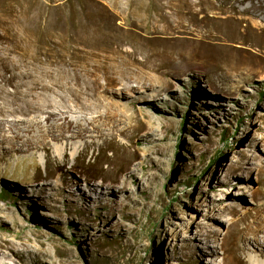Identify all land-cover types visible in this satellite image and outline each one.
Listing matches in <instances>:
<instances>
[{"label": "rangeland", "instance_id": "obj_1", "mask_svg": "<svg viewBox=\"0 0 264 264\" xmlns=\"http://www.w3.org/2000/svg\"><path fill=\"white\" fill-rule=\"evenodd\" d=\"M106 10L79 12V0H0V56L8 66L0 87L48 85L34 98L47 105L4 116L1 134L14 118L33 137L44 133L49 147L0 158V249L17 250L7 262L222 264L226 253L230 264H264L256 248L264 238V58L256 54L263 45L246 39L216 48L195 42V32L164 38L154 10ZM126 53L129 68L112 71L118 80L97 102L85 88L94 77L104 84L105 75L89 70L114 67ZM213 53L226 60L223 72L205 64ZM30 99L2 95L0 105L24 108ZM49 111L87 131L67 138L64 129L59 151L63 139L45 130L61 127L45 121ZM8 146L0 144V156Z\"/></svg>", "mask_w": 264, "mask_h": 264}, {"label": "bare ground", "instance_id": "obj_2", "mask_svg": "<svg viewBox=\"0 0 264 264\" xmlns=\"http://www.w3.org/2000/svg\"><path fill=\"white\" fill-rule=\"evenodd\" d=\"M245 0H217V2H211L210 0H148V4L144 3V0H125L124 5H121L119 0H111L108 6L101 4L99 0H79V12L84 13H95V12H105L108 10L112 11H123L122 9H136L142 8L144 10H154L158 15V27L160 33L164 38H174L176 36H181L185 34H192L195 32L194 40L197 43H207L212 47H227L230 45V42L236 40H246L253 39L250 41L260 42L263 45V48L257 49V55L263 56L262 51L264 50V38L260 40L257 36V32H261L264 29V0H248L249 5L244 6L243 8H238L235 3H243ZM50 8H56L55 5H49ZM218 9L222 14H211V15H202L199 13L206 12L209 9ZM211 11V10H210ZM217 11V10H216ZM119 12V11H118ZM239 14V15H237ZM248 14V15H242ZM200 16V17H199ZM73 38V37H71ZM237 43V42H236ZM114 52L120 53L119 47L113 48ZM258 52H261L259 54ZM122 53V52H121ZM132 54L126 53L124 58L120 60V63L113 65L114 67L108 66L105 62L100 64H93L92 69L89 72L93 75L103 74L105 75V83L98 85L96 83V77L90 80L89 87H86L85 90L90 91L95 95V100L101 102L100 97H103L101 93L106 92L107 87L112 81H117L118 77L113 75V70L118 71V74L128 69V64L132 61ZM5 59L0 56V75L4 69H8V66ZM225 59L223 56L218 53H213L212 55L206 57L205 64L215 70L222 71L225 67ZM108 67L111 69L109 70ZM214 70V71H215ZM255 73H260L261 70H254ZM15 73H11L8 78L5 79L6 82L11 83L12 79L16 77ZM76 79V78H75ZM124 84V83H123ZM124 88H130L125 83ZM48 89L46 83H39L33 81L29 84L27 90H19L14 88L12 92H6V90L0 87V96L5 95L10 100H18L25 96H30L32 99L25 102V107L21 108L20 106L14 108H3L0 105V144L6 142L9 144V149H3L0 158L9 150H21L24 148L37 147L41 146L43 149L47 150L48 144L45 142L44 133L37 134L35 137L29 134L27 129L21 130L16 125L14 118L10 119L8 122V134H1L2 125L6 118V114H12L15 112H24L26 110L40 109L48 103H40L34 101V98L41 95L37 89ZM71 92V87L68 88ZM80 92L77 91L71 92L74 99L80 98ZM113 104L111 102H106L105 107L110 108ZM107 108V109H108ZM45 121H60V129H53V126H46L45 130L53 138H61L63 141L60 143L59 151H61L66 145V137L63 136L62 131L65 129L70 133L66 136L67 138L82 136L87 131V125L80 123L79 121H74L68 118L63 113L56 111H49L45 116ZM37 128H40L42 124L39 120L36 121ZM43 126V125H42ZM63 126V127H62ZM58 130V131H56ZM78 145H73L72 155L77 152ZM18 166V163H16ZM220 196L218 199L224 198L222 192L219 193ZM257 230V229H256ZM199 231V230H198ZM200 234V233H199ZM256 238V237H253ZM258 239V238H257ZM224 241V240H223ZM195 236L193 237V243L195 244ZM256 248L259 249L260 254L264 250V238L262 243L256 241ZM223 243V242H221ZM199 245L195 244V258H200L201 254L198 252ZM17 253V250L14 248L6 247V250L0 249V264H15L7 262V258L11 255ZM212 263V260H210ZM253 264V262H249ZM222 264H230L229 258L226 253L223 254Z\"/></svg>", "mask_w": 264, "mask_h": 264}, {"label": "trees", "instance_id": "obj_3", "mask_svg": "<svg viewBox=\"0 0 264 264\" xmlns=\"http://www.w3.org/2000/svg\"><path fill=\"white\" fill-rule=\"evenodd\" d=\"M222 139H223V140H224V139L226 140L225 137H222ZM225 143H226V142H225ZM219 153H221V150H219V151L217 152V154L214 155V157H213L212 160H211L212 162H213L214 160H218V157H219L218 154H219ZM207 166H208V165H207ZM207 166H206L205 170L207 169ZM154 227H155V223L152 222V228H154ZM149 234L151 235V233H149ZM148 250H149V248H146V252H148Z\"/></svg>", "mask_w": 264, "mask_h": 264}]
</instances>
